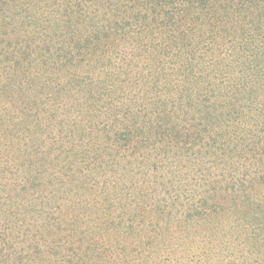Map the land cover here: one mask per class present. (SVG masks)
<instances>
[{"label": "rangeland", "instance_id": "obj_1", "mask_svg": "<svg viewBox=\"0 0 264 264\" xmlns=\"http://www.w3.org/2000/svg\"><path fill=\"white\" fill-rule=\"evenodd\" d=\"M134 1L126 0L128 7ZM158 3L156 8L150 6V18H162L163 11L177 10L179 4ZM65 5H72L70 18L78 19L72 21L75 24L68 34L62 27L65 19L59 20ZM111 6L107 0H0V96H27L26 100L15 97L14 103L0 99V130L12 135L0 140V264H19V255L29 260L37 246L43 251L38 257L42 264H56L50 255L53 238L58 236L54 234L55 220L61 221L66 234L70 228L74 230L67 235L68 244L81 237L85 241L92 237V242L99 244L114 242V233H94L95 228L108 226L103 219L109 212L113 217L122 212L135 216V241H143L139 249L128 245L125 256H117L113 251L117 247H112L113 264H264V216L257 214L249 222L246 213L230 211L217 220L180 223L182 211L177 206L186 201H177V193L183 190L186 195L217 187L225 194L214 184L219 180L225 185L231 180L238 185L241 179L247 180L241 182L245 191L239 190L246 198L260 199L264 193L263 185L249 181L264 172L263 160L260 155L248 159L250 154L241 150L246 145L243 142L234 151L229 143L227 157H215L213 151L200 157L198 146L178 150L177 142L181 147L189 141L182 143L168 135L186 128L187 122L201 116V110L215 99H229L232 94L222 96L226 94L223 88L235 83L244 84V90L257 85L259 91L257 96L239 97L240 104L249 108L242 124L249 132L242 129L240 137L246 140L245 133L250 138L256 129L262 130L264 81L251 70L244 78L242 66L237 64L242 57L228 38L214 44L207 27L200 38L197 27L190 31L194 41L203 39L200 47L205 54L194 59V72L204 70L199 75L202 83L198 74L193 79L182 74L176 29L174 39L167 38L166 31L155 30L143 43L132 37L118 42L116 48L84 54L85 58L68 65L64 60L51 63L53 59L41 63L33 53L30 60L34 61L35 77L31 82L21 79L30 87L25 93L12 91L8 64L22 49L16 39L23 30L33 45L40 43L39 35L44 38L47 34L45 41H51L49 48L57 53L69 34L77 40L84 36L88 24L82 18L94 17L99 24L104 17L100 12ZM196 13L194 18H202L200 10ZM53 20L59 21L60 29L51 26ZM7 52L11 59L6 62ZM235 61L236 65L230 66ZM4 106L9 110L1 112ZM126 112L141 113L150 132L147 141L137 139L139 142L121 147L125 144L121 136L119 142H113L119 136L114 134L128 123ZM179 177L193 180L185 181L187 186L178 190ZM246 198L243 207L248 204ZM159 202L168 204L162 213L154 211ZM156 226L159 234L154 232ZM104 246L99 252H106ZM97 253L90 264H102L96 260ZM62 255L67 259L76 256L66 251ZM102 258L107 262L108 256Z\"/></svg>", "mask_w": 264, "mask_h": 264}, {"label": "trees", "instance_id": "obj_2", "mask_svg": "<svg viewBox=\"0 0 264 264\" xmlns=\"http://www.w3.org/2000/svg\"><path fill=\"white\" fill-rule=\"evenodd\" d=\"M107 1L109 5H112V10L108 9L107 11L104 10L100 12L99 15L104 17L101 18L102 20L99 24L94 17L85 20L82 18L81 21H85V23L88 24L84 36L80 40H77L73 38L72 34H69L70 38L67 37L68 44L66 43L64 47L59 48V52H57L58 55L49 48L51 41H45L47 34L44 38V34L39 35L38 38H40V43L33 45V40L29 37V33L27 30H23V35L20 34L21 38L16 39L19 40L17 43L21 45L22 49L17 51L18 54L15 55L10 65L8 64L10 70V78L8 80L14 94L19 92L25 93L28 89L26 87H30L31 85L28 81L31 82L35 77L33 73L34 61L30 60V58H33V53H36L35 60L38 59L41 63L49 64L53 59L51 63L64 60V63L68 65L72 62L81 60V58H85V55L92 54V52H95L97 49L105 50L110 49L112 46L116 48L115 45H117L118 42L130 40L132 37L140 39V42L143 43L144 39L155 32V30L156 32L161 31L162 33L166 31V37L174 39V30L177 29V50L182 62V74H185L189 79H193L194 75L198 74L196 78L200 80L199 83H202L203 80L199 75H203L204 70H200V73H198L199 71L194 72V59L201 58V56L205 54V51H203V47H200V45H203V39H196L194 41L190 37L192 34L190 31L195 27H197L199 31L197 34L198 38L202 36V30L207 27L208 33L213 37L214 44L221 41L222 38H228L229 43L231 42L233 47L238 48V50H235L236 54L240 55L239 58L242 57L237 64L242 66L240 71L243 72L244 78L248 75V71L250 73L251 70L252 73L255 72L264 81V0H165L166 4L172 3L171 5H174L176 1L179 2V4H177V10L169 8L163 11L165 13L161 16L162 18L155 14L154 18H150V6H155V8L158 7V5H160L158 0H135L129 7L126 0ZM71 6L72 5L62 6L60 10L61 13L59 14L61 18L59 20L65 19L62 27L65 28L64 30L66 33L68 31L71 32V28L73 24H75L72 21H78L76 17L70 18L69 16V7ZM74 7L76 13H79V5L76 4ZM122 8H124L123 12L120 11ZM196 9L201 11L202 18H194L195 14H197ZM107 12L109 13L108 16L106 15ZM102 21H107V23L103 24ZM51 26H56L58 29L61 28V24L57 20H53ZM186 32H190L189 35L186 34ZM32 46L35 49H31ZM233 51L232 49V54ZM1 54L0 52V56ZM76 54L80 56L76 57ZM7 56L6 62L11 56L10 52H7ZM231 65H236V61L231 62L230 66ZM21 79L28 81L26 83L23 81L21 82ZM23 87H25V89ZM257 89L258 86L255 85L254 88L250 90H244V84L237 83L230 86L228 89L223 88L226 94L222 96H230V94H232L229 99L225 98L223 101H217L215 99L207 109L201 110V116L196 117V120H191L192 122L189 120L186 128L182 131L179 129H177V131L172 130L168 135L175 136L173 139H177V141L180 140L182 143L189 141L187 143L189 146L185 144L181 147L177 142L178 150H180V148L191 149L193 146H198L200 157L212 151L215 157H227L229 155L227 149L229 143H233L232 151H234L238 149L239 142H243L246 145L241 148V150L243 149L247 151L246 153L250 154L246 157L253 160L257 155H260V159L263 160L262 164L264 165V123L261 125L262 130H258L259 128L256 129V132L250 136V138L248 134L245 133L244 136L246 140H243L239 133L248 131L243 128L242 124L246 119V114L249 109L244 103L240 104L238 101L240 99L239 97L243 94L245 96H257L259 92ZM15 97H21L26 100L27 96H0V99L12 100ZM228 100L231 102H227ZM4 108L9 110L8 107L4 106L1 112ZM0 117H2V115ZM124 117V120L126 119L128 123L122 130L114 134L116 135L118 133L119 136L117 139L113 140V142H119L121 136L122 141L125 142L123 146L117 145L118 149L127 147L130 143L139 142L137 139H144L147 141L148 133L150 132L148 128H146V121H143L144 118L141 113L126 112ZM10 135L11 134L7 135V130H0V140L10 139L12 137V135ZM202 142H204L203 146ZM223 173H225V171H223ZM179 178L180 183L178 190L183 186H187V184L184 183L185 181L191 182V180H193L192 178ZM223 179L225 180L224 174ZM243 180L244 179H241L239 185L233 180L229 181L230 184L227 183V185H225L226 183H224L223 180L215 181L214 184L223 189L225 194L217 191V187L202 193L193 192L192 194L185 195V190H183V193L178 192L177 201H180L181 198H186V201L182 202L180 205L177 203V206H179L182 211L180 223H187V221H189V223L196 224V222H204L208 219L217 220L221 213L226 214L230 211L232 214L246 213L247 218L249 217V222L254 220L257 214L264 216V193L260 199H254V197L246 198L244 194L240 195L239 190L243 192V183L247 181L243 182ZM249 181H253V185L259 183V185H263L264 187V172H262L259 177ZM242 196L248 201L249 207L248 204L246 207H243V205L246 204L244 203L245 198L242 200ZM134 199H137L136 203L139 204L140 199L137 197ZM147 202L148 200L145 199L142 204L143 214L146 212L144 208L147 207ZM167 205L168 204L159 202L154 211L158 210L162 213V209L164 210ZM113 215L114 213L112 212L106 213V218L103 219V222H108L106 228L103 225L100 228L94 229V233L99 235L102 233H114V242L101 244L92 242V237H89L87 241L81 237L78 241L76 240L68 244V240L66 239L67 235L74 234V230L70 228V233L66 234L65 229H61V221L54 219V224L58 225L54 227V234L58 236L53 238V245L50 251L51 258L56 261V264H90L93 261L91 258L94 252L97 251L96 260L100 261L98 263L113 264L114 257L112 256V247H117V250L113 249L117 256L119 254L124 256L127 255L126 248L128 245H132L133 247L136 246L135 249H139L138 245L143 247L142 240L138 239L135 241L137 233H135L134 229L138 228L134 226L133 223V217L135 216L127 217L124 212L114 217ZM115 220H119L117 221V225H114ZM125 223L126 225L128 224L127 228H124ZM157 229H159V226L155 227L154 232H156ZM60 230H62L61 233H59ZM63 233H65L64 236L60 235ZM156 233L159 234V232ZM63 237L65 239L64 242H62ZM103 245L106 247V252H99L100 247ZM63 250L68 253L74 252L76 256L67 259L68 256L65 257L62 255L63 252L65 253ZM32 251L35 256H32V258L28 260L25 259V256L19 255L17 257V263L42 264L44 261L42 259L38 260V257L43 255L42 249L37 246L35 250ZM103 256H108L107 262H102Z\"/></svg>", "mask_w": 264, "mask_h": 264}]
</instances>
